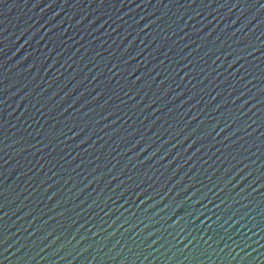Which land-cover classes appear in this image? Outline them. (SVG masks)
<instances>
[{
  "label": "water",
  "instance_id": "obj_1",
  "mask_svg": "<svg viewBox=\"0 0 264 264\" xmlns=\"http://www.w3.org/2000/svg\"><path fill=\"white\" fill-rule=\"evenodd\" d=\"M0 264H264V0H0Z\"/></svg>",
  "mask_w": 264,
  "mask_h": 264
}]
</instances>
